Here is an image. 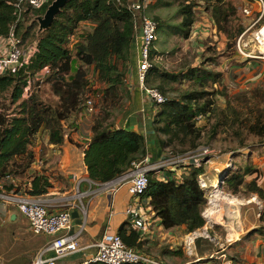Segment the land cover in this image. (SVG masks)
Masks as SVG:
<instances>
[{"label":"trees","instance_id":"16d2710c","mask_svg":"<svg viewBox=\"0 0 264 264\" xmlns=\"http://www.w3.org/2000/svg\"><path fill=\"white\" fill-rule=\"evenodd\" d=\"M17 1L0 0V38L7 36L12 28L16 45L24 55L22 61L0 74V95L7 96L9 103L16 107L9 112L0 110V179L10 173L22 174L31 166L35 154L30 145L41 130L48 132V143L60 144L66 132L64 121L71 114L82 111L86 100L91 99L93 104L92 98L86 94L91 91L86 66L92 68L99 82L94 92L91 91L98 95L96 105L99 112L92 119L91 136L83 151L88 178L95 183H103L125 173L133 161L140 160L147 153L142 132L115 125L114 112H120L131 98L125 82L136 33L126 7L130 0H69L51 25L41 30L38 18L52 0H46L36 8L24 4L19 21H16ZM158 1L160 3L161 0ZM203 1L209 3L213 25L219 33L226 35V46L232 55L235 38L243 29L241 20L236 25L232 24L230 17L235 14V6L226 0ZM196 5L192 0H177L180 21L176 24L152 17L157 22L154 43L162 31H173L187 38L195 22ZM155 54L157 50L153 45L145 85L156 88L164 98L162 102L154 103L155 111L150 121L162 149L173 147L172 153L193 150L201 139L209 143L220 133H230L239 141V147L244 144L240 139L244 132L264 138L262 91L248 89L233 96H228L225 90L218 92L223 76L222 72L211 68L218 63L215 56L200 60L199 64L169 71L152 62ZM259 65L256 66L258 69ZM44 68L48 71L43 73ZM34 78H45L50 83L51 92L57 97L54 106L42 102L33 92L25 96ZM176 83L181 86L174 88ZM215 94L223 95L224 106L216 103ZM198 116L205 117V124H198ZM178 146L180 148H175ZM255 171L257 169L248 160L234 169H226L221 186L232 192L244 187L264 199V188L256 184L255 178L244 181L246 174ZM203 172L202 160L198 165L188 164L187 172L177 177L171 170H163L165 177L162 179L155 170L147 172L148 181L143 195L149 198L153 216L164 228L184 226L187 232H193L204 225L201 213L207 197L199 182ZM50 186L45 174L36 173L25 192L32 196L43 195ZM11 187L5 185L4 189L10 190ZM253 232L264 237L263 226ZM117 234L127 245L138 246L139 233L128 221L120 225ZM204 242L209 243L205 239ZM195 243L199 247L201 239H196ZM209 244V250L201 248L199 252L210 251L212 244ZM168 252L180 253L179 250Z\"/></svg>","mask_w":264,"mask_h":264},{"label":"crops","instance_id":"0c3cea01","mask_svg":"<svg viewBox=\"0 0 264 264\" xmlns=\"http://www.w3.org/2000/svg\"><path fill=\"white\" fill-rule=\"evenodd\" d=\"M249 2V0H243L238 5L248 4ZM139 43L140 32H136L132 45L131 59L127 66L125 77L131 98L127 102L126 110L117 119L115 125L142 132L146 139L147 155L153 161L161 158L165 150L159 148L155 143V135L151 124L148 122L151 121L155 111L154 102L147 98L136 78ZM90 114L83 109L79 112L78 116L76 114L73 115L72 118H76L75 123L77 125L69 129L68 132H65L64 140L60 144L48 143V132L41 130L37 138L30 145V148L34 150V161L22 174L14 176L13 184L15 186L12 190L16 191L17 194H27L25 190L29 188L32 176L36 173L45 174L51 186L41 196L49 199L51 210H69L71 215L70 232H76L81 229L78 237L79 249L73 254L59 258L57 264H79L92 256L96 250L93 246L94 242L105 231L117 233L120 225L128 221L124 208L126 209L131 202L136 210L146 216L149 222L147 228L136 230L139 233V244L135 248L139 252H151L159 257L166 255L175 256L176 254L169 253L168 251L177 250L176 246L181 245L182 241H186V234L188 232L184 226L164 228L160 224V220L153 216V211L149 205V198L144 195L138 198L131 196L128 192L129 182L127 181L120 184L114 192H109L107 189H99L97 183L90 182L92 180L88 178L83 161V151L91 136L90 126L93 118ZM149 137L152 140H149ZM41 146H43V149H41ZM261 148L258 146L254 147L250 153H247L248 162H250L252 167L257 169V172L248 173L245 176L254 175L253 178H255L257 185L264 188V151L260 152ZM255 151L260 154L254 158L253 162L252 155ZM203 167L205 169L204 164ZM171 171L177 177L187 172V165L171 169ZM157 175L159 178L165 177L163 171H158ZM5 190L4 188L1 189V191ZM10 190H6L5 192L13 193ZM77 192L81 194L77 196ZM251 197V199L254 197L258 199L255 193H252ZM236 199L241 198L236 197ZM251 199L249 202H251ZM233 200H235V197L233 199L228 197L224 201L227 206L229 205L228 208H230ZM260 201L264 202L262 199ZM259 208L263 210L264 206L259 205ZM236 209L226 210L227 214L224 216L221 214V216L218 214L213 216L210 213L208 216H204L207 220L214 218L215 223L212 222V225L219 224V226L211 228L212 225L205 220L204 225L199 228L201 234L196 236L193 241L195 247L189 246L188 250L184 251V255L187 258L182 264L207 259L209 261L206 262H212V264H219L218 259L220 260V264H264V237L259 232H253L259 225L263 226L264 229V216L262 218L255 216V218L253 217L244 221L240 215L239 208L237 207ZM215 212L217 213L215 210L212 214ZM131 227L133 228L132 225ZM211 231L213 232V237L217 239V245L219 244L216 250H213L214 245L207 238L208 233H211ZM52 237L47 234L33 233L28 220L20 213L14 203L5 201L1 204L0 264H31L40 253L42 257L52 256L53 252L50 250L42 253V250ZM196 239H201V242L204 239L207 240L212 244V249L200 253L199 247L200 245L202 246V243L198 247L195 243ZM182 249H184L183 246ZM193 255L196 257L194 258ZM91 264L100 263L93 262Z\"/></svg>","mask_w":264,"mask_h":264},{"label":"rangeland","instance_id":"374dc122","mask_svg":"<svg viewBox=\"0 0 264 264\" xmlns=\"http://www.w3.org/2000/svg\"><path fill=\"white\" fill-rule=\"evenodd\" d=\"M192 1L196 2L197 5L194 8L195 22L192 26L191 33L187 38H183L179 35V33H175L173 31L159 32L157 34V41L153 44L154 48L157 50V54L154 55L152 62L158 64L165 70L176 71L183 66L186 67L189 64H199L200 60H206V58H208L209 56H215L218 63H216L215 66L211 68H214L217 71L219 70L220 72H222L223 76L217 88L218 92H220L221 90H225L228 96H233L235 94H238L239 92L247 91L248 89L258 88L263 92L264 95V60L252 58L253 60L251 59L244 62V57L239 56V54H237L236 52L230 55V50L228 51V47L226 46V35L223 34V32L219 33V31H217L216 27L213 25L209 3L203 0ZM241 1L243 0H226V2L231 3L232 6H235L236 8L235 14H231L230 17L232 24L234 25H236L239 20H241L243 25L248 23L249 21L248 17H241L237 13V6ZM158 2V0H151V4L147 9V13L149 16L159 17L160 21L171 24H176L180 21V17L177 13V0H161L160 3ZM250 3L253 4L255 8H257L255 2L252 1ZM238 16L243 19H239ZM253 44H255V38L252 39V42L249 44L251 46L247 47L249 52H251V50L255 48ZM257 65L260 66L259 69L258 67H256ZM85 68L89 84L88 88L93 91L99 86V82L96 81L95 74L92 72V68L87 66ZM257 69L259 71L258 73H256ZM180 86L181 85L179 83H176L173 87L179 88ZM91 91L88 90L86 94L93 100V112L90 115L92 118H94L96 113L99 112L98 105H96V103H98V95L96 93L92 94ZM28 92L35 93L42 102L50 104L51 106H54L57 102V97L51 92L50 83H48L45 78L44 80L43 78L32 79L31 86ZM214 98L217 104L221 106L225 105V99L222 94H215ZM260 102L264 104V101L260 100ZM126 106L127 103H125L120 112H114V114L116 115L115 124L120 115H122L126 110ZM0 108L1 112H9L13 111V108L15 109L16 107L12 103H9L8 97L3 94L0 95ZM75 114L78 116L79 112L71 114L69 118L64 121V124L66 125V127H64L65 131L68 132L70 128H73L77 125L75 123L76 118H72V116ZM149 114L150 112L148 113V116ZM198 119L199 125L205 124V117L200 116ZM148 122L150 123V121ZM240 139L244 142L242 147H239V141L236 138H233L230 133H220L216 140H212L209 143H205V139H201V143L193 150L187 149L182 152L173 153L183 154L190 152V154H196L203 152V150H206L205 153H203L206 155L201 158L203 164L205 165V172L204 174L202 173L199 176V182L204 188L207 197V201L201 213L203 217L205 215H208L209 213L213 216L216 214H221L222 216H224L227 214L226 210H237V207L239 208L240 215L244 219V221H246L247 219H252L253 217L255 218V216L257 218H262V216H264V209L262 210L259 208V205L264 206V202H259V200L262 199L264 201V199L258 194L252 191H248L244 187H240L236 192H232L231 190H227L224 188L222 190L221 185L219 186L218 178L222 177L223 172L226 169H234L236 166H238V164L247 162V153H250L252 148L258 146L262 147L260 149V152L264 151V138H258L254 135H247L244 132L242 133V138ZM149 140H152V138L149 137ZM155 143L159 146L156 136ZM159 148L161 147L159 146ZM175 148H180V146ZM164 150L165 152L168 151L170 153L171 151H173V147H167ZM259 154L260 153L256 151L254 152V154L252 155L253 162L255 160L254 158L258 157ZM149 159L152 160L151 158ZM179 167H182V165L175 168ZM13 175L19 176V174ZM253 176L254 175L244 176V181L249 182L253 179ZM252 193H255L258 199H256L255 197L251 199ZM228 197L232 199L235 197V200H233V203H231L230 208H228L229 205L227 206L224 202ZM236 197L241 199H236ZM250 199L251 202H249ZM5 201L6 199L0 196V206ZM215 210L217 211V213L215 212L214 214H212V212ZM260 210L262 211L260 212ZM204 220H206L207 223L211 225L212 222L215 223L214 218H209L208 220L207 218H204ZM216 226H219V224H213L211 228ZM200 234V229H197L193 232H188L186 234V241H182L181 245L176 246V249L179 250L180 253H177L175 256L166 255L163 257H159L151 252H147L145 254L150 255V257L156 261H161L163 264H182L187 258L186 255H184V251L188 250L189 246L195 247L193 241L196 236ZM207 238L214 245L213 250H216L219 244L217 245V239L213 237L212 231L211 233H208ZM201 243L202 246L200 245V250L201 248H203L204 250L210 249L211 245L209 243H206L204 241H202ZM182 246L184 247V249H182ZM193 257L195 258L196 256L193 255ZM206 261L209 260L207 259L193 261L188 262L187 264H212V262ZM218 261V263L220 264L219 259Z\"/></svg>","mask_w":264,"mask_h":264},{"label":"built area","instance_id":"2783aa9c","mask_svg":"<svg viewBox=\"0 0 264 264\" xmlns=\"http://www.w3.org/2000/svg\"><path fill=\"white\" fill-rule=\"evenodd\" d=\"M46 0H18L15 4L16 21L21 18V11L24 4L31 7H39ZM120 2V0H115ZM255 2L257 8L250 2L237 6L239 16L248 17V23L243 25V29L236 36L234 41V52L245 58H258L264 60V0H249ZM151 0H130L126 7L131 13L135 32H140V43L137 50L136 78L141 85L142 90L149 100L159 103L164 100L162 94L152 87L145 85V78L148 69L151 66L150 50L156 39L157 22L148 15L147 9ZM243 19V18H242ZM255 38V48L249 52L247 47ZM24 59L23 53L16 45V38L13 35L12 28L8 35L0 38V74L4 73L8 68L20 62V57ZM47 68L42 72H47ZM29 88L25 91V96L29 94ZM84 110L89 114L93 112V104L91 99L86 100ZM198 116L197 118H199ZM206 150L203 152L190 154H173L165 152L164 155L157 160H150L147 153L137 161H133L130 169L118 177L103 183H97L99 189H107L114 192L123 182H129L128 192L131 196L138 198L143 195L147 186V172L151 170L163 171L176 169L177 166H185L188 164L198 165L203 158ZM181 164V165H179ZM180 168V167H179ZM163 178V177H162ZM161 178V179H162ZM93 182V181H90ZM14 175L6 174L0 179V196L7 202L14 203L17 209L28 220L31 231L35 234H47L53 236L49 243L46 244L42 253L52 251L50 257L39 256L31 264H57L59 258L73 254L79 249L78 237L81 229L76 232H70L71 215L68 209H50V201L41 195L32 196L29 194H17L12 190L15 186ZM201 184V183H200ZM12 185L13 193L1 191L4 186ZM81 193L77 192V196ZM128 221L135 230H143L148 227L149 222L146 216L135 209L131 202L125 209ZM95 252L89 258L83 260L79 264H91L93 262H102L105 264H163L156 261L150 255L139 252L135 247L127 245L120 235L105 231L100 238L94 242Z\"/></svg>","mask_w":264,"mask_h":264},{"label":"water","instance_id":"95a60500","mask_svg":"<svg viewBox=\"0 0 264 264\" xmlns=\"http://www.w3.org/2000/svg\"><path fill=\"white\" fill-rule=\"evenodd\" d=\"M69 0H52V2L46 7L43 15L38 18L39 29L47 28L51 25L54 20V17L59 12V10L68 2ZM22 61V56L20 57ZM219 186L222 182V177L218 178Z\"/></svg>","mask_w":264,"mask_h":264},{"label":"bare ground","instance_id":"6f19581e","mask_svg":"<svg viewBox=\"0 0 264 264\" xmlns=\"http://www.w3.org/2000/svg\"><path fill=\"white\" fill-rule=\"evenodd\" d=\"M207 211V210H206ZM207 213H209V212H207ZM207 213H205V214H207ZM208 216V215H207ZM210 216V215H209Z\"/></svg>","mask_w":264,"mask_h":264}]
</instances>
